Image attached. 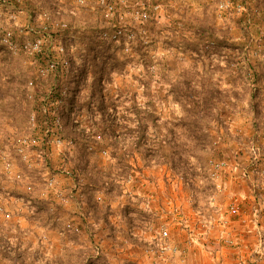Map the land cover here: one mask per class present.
I'll return each mask as SVG.
<instances>
[{
	"label": "rangeland",
	"instance_id": "1",
	"mask_svg": "<svg viewBox=\"0 0 264 264\" xmlns=\"http://www.w3.org/2000/svg\"><path fill=\"white\" fill-rule=\"evenodd\" d=\"M249 194L264 0H0V264H189Z\"/></svg>",
	"mask_w": 264,
	"mask_h": 264
},
{
	"label": "crops",
	"instance_id": "2",
	"mask_svg": "<svg viewBox=\"0 0 264 264\" xmlns=\"http://www.w3.org/2000/svg\"><path fill=\"white\" fill-rule=\"evenodd\" d=\"M239 201L242 204V209L249 206V204H251L252 209L243 210L242 216L236 217L229 226L226 224L216 228L214 233L220 238L224 237L226 240H223L218 245L216 240L211 237L210 243L204 249L203 256V253H201L202 248L195 247L194 251L192 250L189 253V258L187 259L189 264H243L247 263L249 259L250 262L254 261L253 264H264V259L256 260L255 257H251L257 240V232H260V230L261 232L264 231V212L261 214V225H258L253 218V210L257 207L256 205H260L263 209L264 195L262 199L260 197L257 199L255 195L249 194L240 197ZM229 240L232 241L234 246L227 244Z\"/></svg>",
	"mask_w": 264,
	"mask_h": 264
},
{
	"label": "built area",
	"instance_id": "3",
	"mask_svg": "<svg viewBox=\"0 0 264 264\" xmlns=\"http://www.w3.org/2000/svg\"><path fill=\"white\" fill-rule=\"evenodd\" d=\"M111 8H113V6H111ZM146 16V14H145ZM13 19H16V16H13ZM4 41L5 43L11 48V49H16L17 44L14 42L13 38H12V33L8 32L5 37H4ZM43 41L44 39L42 38H36L34 41L32 42H25L22 46V49L28 53L29 55H39L43 52ZM63 50V48H61ZM54 68H56V63L54 62V60H50V62L48 63V66L46 68L42 69V73L48 72L49 70H53ZM58 141L61 142V139L58 138ZM255 157H257V151L256 149L253 148ZM212 166L214 167V170L212 171V175L216 176L218 174L219 171H221L222 169H224L225 167H227L226 162H213ZM260 211V210H259ZM256 215L259 213L256 212ZM168 239H169V231L167 229L163 230L160 234V241H159V249L163 252V253H167V252H178V248L175 246H172L170 243H168ZM9 248H11V246H9ZM257 253H261L262 250H264V242H260L259 246H257Z\"/></svg>",
	"mask_w": 264,
	"mask_h": 264
}]
</instances>
